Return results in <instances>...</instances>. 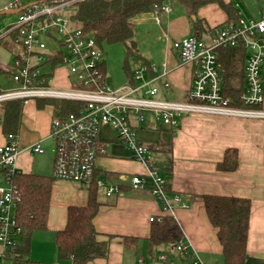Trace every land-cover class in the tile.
<instances>
[{
  "label": "built area",
  "instance_id": "1",
  "mask_svg": "<svg viewBox=\"0 0 264 264\" xmlns=\"http://www.w3.org/2000/svg\"><path fill=\"white\" fill-rule=\"evenodd\" d=\"M7 0L0 12L15 15L12 23L0 29V41L9 39L13 46L11 68L6 73L7 81L15 87L6 88L0 82V104L10 101L39 99L46 102L71 103L77 109L67 115L56 116L50 121L49 138L54 143L52 165L53 180L69 181L82 188L95 185L103 189L105 197L112 199L119 194L120 184L128 182L131 190H147L158 202L162 213L173 207L186 208L187 204L178 195L166 190V178L152 160V150L137 137L130 123L133 116L138 122L147 117L156 126L175 129L186 116L230 117L264 120V0L258 19H239L215 30L208 39L191 35L173 40L161 27L162 37L171 50L177 52L181 63L191 71L189 90L182 101L161 100L160 90L166 92L168 71L163 65L160 74L145 80L147 69L133 74L137 85L113 88L106 82L103 71V54L93 33L72 27L66 10L71 3L32 2ZM76 2V1H74ZM15 10H20L14 14ZM163 7L162 14H168ZM5 14V15H7ZM153 20L160 26V15L153 12ZM52 44L54 49L49 50ZM241 49L244 89L239 97L241 107L231 105L224 95L223 78L220 72L219 52ZM59 55L67 74L80 84V89L50 86L44 68L50 58ZM156 73V69H150ZM160 83L155 86V83ZM109 126L117 140L133 155L134 160L146 168L144 175H120L117 183L96 177V160L106 154L108 144L99 139L100 126ZM33 153H42L39 145ZM18 155L16 135L5 137L0 145V264L15 263L21 243L22 229L16 212L14 185L15 161ZM157 221L150 218V222ZM155 261V262H154ZM135 264H202L184 238L172 250L160 252L155 260L139 257Z\"/></svg>",
  "mask_w": 264,
  "mask_h": 264
},
{
  "label": "crops",
  "instance_id": "2",
  "mask_svg": "<svg viewBox=\"0 0 264 264\" xmlns=\"http://www.w3.org/2000/svg\"><path fill=\"white\" fill-rule=\"evenodd\" d=\"M222 2L230 7L233 17L239 20L258 19L263 0ZM168 7L170 12L159 16L160 26L153 20L152 13L142 14L132 22L134 28H158L153 37L157 36L160 41L154 39L152 53L141 55L144 68L147 69L145 80L160 74L165 65L169 87L166 92L160 90L158 98L182 101L190 87L191 71L181 63L177 52L166 45L161 27L173 40H180L192 35L191 23L182 5L172 3ZM197 18L211 31L203 39H208L215 30L231 23L228 14L216 4L201 7L197 11ZM152 67L156 69V73L150 70ZM103 68L106 73L105 63ZM7 69L8 67L0 66L1 78L8 79ZM57 71L60 79L57 81L53 72L51 86L71 87L73 78L67 74L65 67L62 66L56 73ZM131 77L132 75L125 85H137ZM262 77L264 83V63ZM159 84L156 82L155 86ZM261 108L264 111V102ZM55 116L54 105L44 100L32 99L22 105L17 132V172L51 177L54 143L49 138V132L50 121ZM130 123L138 139L152 150V160L159 173L163 176L164 171L170 169L169 194L180 196L187 207H173L172 211L162 213L160 205L149 191H133L128 182L120 184L119 194L112 199L105 197L103 189H98L96 197L100 208L93 219V226L99 234L98 240L108 241V254L90 264H135L139 257L155 260L160 252L169 253L171 247L157 245L149 249L145 240L152 224L150 218L159 219L164 216L175 219L184 239L202 264H223L217 229L208 221L201 202V197L205 195L240 198L250 202L244 264H264V120L186 116L175 129L158 127L149 117L138 122L131 116ZM113 133L112 139L99 137L108 147L106 154L96 160V177L117 183L120 175L146 174L145 166L134 160L132 153L118 142L116 133ZM49 141L53 147L50 153L45 148ZM4 142L5 135L0 125V145ZM35 145H39L43 152L33 153ZM228 150L237 152V169L234 172L219 171L217 164L223 160ZM87 201L88 188H82L74 182L53 181L47 228L32 234L28 256L31 263L44 264L59 260L55 236L65 227L67 209L71 206H85ZM123 238H135L139 241L135 247H126ZM64 262L70 264L69 261Z\"/></svg>",
  "mask_w": 264,
  "mask_h": 264
},
{
  "label": "trees",
  "instance_id": "3",
  "mask_svg": "<svg viewBox=\"0 0 264 264\" xmlns=\"http://www.w3.org/2000/svg\"><path fill=\"white\" fill-rule=\"evenodd\" d=\"M44 0H27L24 5ZM66 0H46L47 3H60ZM172 3L182 5L191 23V34L203 39L211 31L205 23L197 18V11L206 5L216 4L229 16L231 23H236L230 7L222 0H79L71 3L67 10L72 27L86 33H93L102 44H126L134 37L133 20L142 15L157 12L162 14L163 7ZM1 17V16H0ZM245 53L241 49H230L219 52L220 72L223 78L224 95L230 99L232 106L241 107L239 97L244 89L243 62ZM59 55L50 58L44 69L45 77L62 66ZM105 68H103L104 71ZM2 72H0V77ZM131 80L133 78L131 77ZM132 84V83H131ZM59 115L74 112L77 106L71 103H55ZM22 101H10L0 104V125L5 137L16 135L21 116ZM41 107L40 105L38 106ZM237 152L228 150L223 160L217 164L222 172H234L237 169ZM163 175L166 178V190L169 193L170 169ZM53 179L46 176L22 174L14 176L16 190V220L22 229L21 243L18 247L15 263H31L28 260L32 234L47 228L48 213ZM98 188H88V201L85 206H71L67 209L66 224L63 230L56 233L55 244L59 260L70 264H90L96 259H103L108 254V241L98 240L99 234L93 226V219L99 212L97 200ZM206 216L210 224L217 229V239L222 247L223 264H244L250 202L246 199L205 195L201 197ZM146 242L149 249L157 245L171 248L183 237L174 218L164 216L151 222ZM126 247H135L139 241L135 238H123ZM34 264V263H31Z\"/></svg>",
  "mask_w": 264,
  "mask_h": 264
},
{
  "label": "rangeland",
  "instance_id": "4",
  "mask_svg": "<svg viewBox=\"0 0 264 264\" xmlns=\"http://www.w3.org/2000/svg\"><path fill=\"white\" fill-rule=\"evenodd\" d=\"M7 2V0H0V8L5 5L4 2ZM73 1L72 3H75L74 1L78 2L79 0H66L64 2ZM15 15L7 14V15H1L0 17V29L5 28L8 24L12 23L15 19ZM158 28L154 29L151 27H135L134 28V37L131 41L126 42V44H102L100 47V50L103 54V59L106 64V82L111 85L113 88H120L122 86H125L127 83V79L129 76L135 74L136 71L144 68V62L141 58V55L144 53H152L153 48L155 47V40L156 37H153V34L155 31H157ZM159 33V32H158ZM149 34V35H147ZM169 34V33H168ZM161 35V34H160ZM170 35V34H169ZM171 36V35H170ZM169 36V37H170ZM172 37V36H171ZM170 37V38H171ZM172 39V38H171ZM160 41V40H158ZM49 50H52L55 48V46L52 44L49 46ZM10 51H13V46L11 45L9 39H3L0 41V66L2 67H8L7 72L11 68V60L13 57V53ZM62 67V66H60ZM58 67L57 69H60ZM56 69V70H57ZM56 70L54 72V78L57 79V81L60 79L58 71L56 73ZM52 72V75H53ZM52 75L50 79L52 78ZM0 82L3 84L6 88H13L15 87L12 82H8L7 78H1ZM51 86V84H49ZM73 88L74 89H80V84L77 83L75 80H73ZM114 131L107 125L100 126L99 129V137L102 139L107 140V138L112 139V134ZM46 150L48 153L52 152V143L49 141L46 146ZM153 158V156H152ZM58 259V258H57ZM54 261H47L44 264H67V262H64L61 260Z\"/></svg>",
  "mask_w": 264,
  "mask_h": 264
},
{
  "label": "water",
  "instance_id": "5",
  "mask_svg": "<svg viewBox=\"0 0 264 264\" xmlns=\"http://www.w3.org/2000/svg\"><path fill=\"white\" fill-rule=\"evenodd\" d=\"M44 2H46V0H44ZM19 12H20V10H15V11H14V14H17V13H19ZM5 14H7V12H5V11L0 12V16H1V15H5Z\"/></svg>",
  "mask_w": 264,
  "mask_h": 264
}]
</instances>
